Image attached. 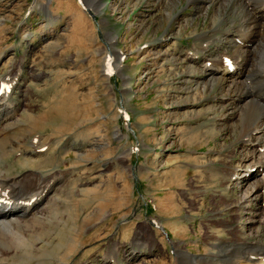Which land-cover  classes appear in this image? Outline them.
Instances as JSON below:
<instances>
[{
	"label": "rangeland",
	"instance_id": "obj_1",
	"mask_svg": "<svg viewBox=\"0 0 264 264\" xmlns=\"http://www.w3.org/2000/svg\"><path fill=\"white\" fill-rule=\"evenodd\" d=\"M193 1L0 0V78L17 80L20 119L0 168L59 176L40 249L17 251L18 264H238L263 238L233 178L247 152L227 84L200 78L185 56L215 52L237 17L215 6L223 0ZM33 137L45 141L37 156Z\"/></svg>",
	"mask_w": 264,
	"mask_h": 264
},
{
	"label": "bare ground",
	"instance_id": "obj_2",
	"mask_svg": "<svg viewBox=\"0 0 264 264\" xmlns=\"http://www.w3.org/2000/svg\"><path fill=\"white\" fill-rule=\"evenodd\" d=\"M194 1H197L198 4L200 2L203 3V0ZM204 1L212 3L215 0ZM198 6L197 12H204L202 5ZM215 6H220V9L230 7V15L234 13L237 19H229L230 26L225 29L222 28L221 32L219 31L221 35L218 37L221 44L217 45L216 50H214L215 52L207 49L209 53L200 61L193 59L198 57L195 55L197 52H194V57L190 54L185 56H189L190 63L193 65L197 66L196 63H200H198L201 68L199 70L201 72L200 78H212L211 80L218 85L227 84L223 96L227 104L229 103L230 108L236 110L233 111L237 113V119L235 120L241 124V138L240 136L238 138L241 139V145L247 152V155H244L246 157L242 163L235 167L233 178L235 183L244 188L245 192L243 191L244 196L241 203L248 210L250 221L256 223L261 221L260 219L264 221V0H223V2ZM44 7L46 8L47 6L44 5ZM214 22L211 23L213 24ZM201 57L203 56L201 55ZM12 82L9 81L8 74L0 78V85H7L6 89L0 90V159L3 158L5 147L9 143L8 133L12 128L17 127V123L20 122V119L16 116L17 105L11 97L12 87L14 86ZM15 82L17 83V80ZM16 87L20 86L17 85ZM232 115L235 117L234 113ZM36 138H32L33 149L30 152L37 156L42 153V148L38 143L43 144L45 141L41 139L36 140ZM49 144L46 143L44 147H49ZM23 161L32 163L33 165L35 163L40 164V161L38 163L33 158L23 159ZM65 172V175L69 177L71 174L70 170L68 169ZM58 182V175H44L34 167H31L22 174L14 175H9L0 168V264H18L13 259L14 254L17 251L24 250L27 246L31 250L40 249V243H33V241L37 240L34 233L39 231L42 225L47 224V217L45 215L47 207L58 205L59 199L56 197ZM67 193L66 198L68 199L70 197L68 190ZM254 202H256V208L251 207V204ZM131 245L133 246L131 248L133 250H130V253L134 255L137 250L135 242ZM243 247L246 250H244V254L240 257L241 259L238 264H264V235L262 239L259 238L255 242H247ZM187 255L189 254L186 251L179 254L182 258L190 257L189 261L194 264H200L199 261L202 258L197 260L196 258H199V256L189 255L188 257ZM35 260L37 264H43L44 262L41 257H36ZM30 261H26L25 264H29Z\"/></svg>",
	"mask_w": 264,
	"mask_h": 264
},
{
	"label": "snow or ice",
	"instance_id": "obj_3",
	"mask_svg": "<svg viewBox=\"0 0 264 264\" xmlns=\"http://www.w3.org/2000/svg\"><path fill=\"white\" fill-rule=\"evenodd\" d=\"M7 85H0V90L6 89Z\"/></svg>",
	"mask_w": 264,
	"mask_h": 264
}]
</instances>
